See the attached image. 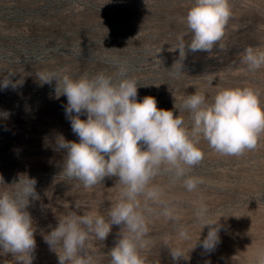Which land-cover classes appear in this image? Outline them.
<instances>
[{
	"label": "rangeland",
	"instance_id": "1",
	"mask_svg": "<svg viewBox=\"0 0 264 264\" xmlns=\"http://www.w3.org/2000/svg\"><path fill=\"white\" fill-rule=\"evenodd\" d=\"M229 2L232 15L223 37L211 52L186 50L177 76V36L191 39L185 18L194 0H0V84L5 77L10 81L0 87V193L15 191L11 186L21 176L37 182L38 199L30 197L26 209L35 228L32 264H59L45 241L59 218L71 211L106 216L120 197L118 177L86 189L64 176L66 151L58 149L57 139L79 138L65 111L66 96H57L55 80L43 83L37 74L115 75L113 60H119L137 80V102L154 97L158 109L173 111L188 125L190 113L182 105L195 92L211 102L222 89L254 87L264 104V66L253 71L243 62L249 47L264 52V0ZM199 147L204 158L189 170L203 180L196 191L188 192L182 181L172 183L169 175L154 180L177 206L178 219L152 217L143 254L148 264H252L254 253L264 249V136L239 156L221 155L203 138ZM201 198L212 219L224 216L218 221L219 243L210 252L202 247L209 228L195 216ZM180 225L188 226L190 239L179 238ZM120 232L113 225L104 241L87 242L100 264H109ZM176 247L184 258L173 260L170 248ZM0 264L18 261L0 249Z\"/></svg>",
	"mask_w": 264,
	"mask_h": 264
},
{
	"label": "clouds",
	"instance_id": "2",
	"mask_svg": "<svg viewBox=\"0 0 264 264\" xmlns=\"http://www.w3.org/2000/svg\"><path fill=\"white\" fill-rule=\"evenodd\" d=\"M231 15L229 0H194L185 18L191 39L186 42L184 33L177 36L179 60L174 75L182 74L186 50H213ZM243 62L249 70L259 69L264 66V52L249 47ZM113 64L118 69L115 75L84 73L73 79L57 72L37 74L43 83L55 80L57 96H66L65 111L79 138L78 143L62 135L57 139L58 149L66 151L64 176L86 189L101 184L105 177H118L116 185L120 186V197L106 216L71 211L58 219V226L45 241L57 253L59 264H100L88 251L87 242L92 238L104 241L113 225L121 226V238L108 253L109 264H148L143 249L150 243L146 237L151 218L176 220L179 212L165 198L164 186L154 183L156 177L169 175L172 183L182 181L188 192L196 191L203 180L189 175V170L204 158L201 138L221 155L239 156L254 150L264 136V104L254 87L222 89L211 102L203 92L188 95L182 105L190 113L192 123L188 125L173 111L158 109L154 97L137 102V80L129 75V67L115 59ZM9 83L5 77L0 87L7 88ZM85 114L87 118L81 119ZM36 183L21 176L11 186L15 191L0 193V249L3 254L11 253L18 264H32L36 247L33 220L26 211L29 198L38 199ZM75 207L79 209L80 202ZM195 216L202 228H209L202 247L210 252L219 243L218 221L224 216L212 219L203 198ZM177 232L179 238L190 239L188 226L180 225ZM170 250L173 260L185 256L182 248ZM252 264H264V249L254 253Z\"/></svg>",
	"mask_w": 264,
	"mask_h": 264
}]
</instances>
